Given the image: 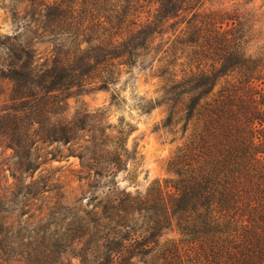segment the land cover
Listing matches in <instances>:
<instances>
[{
  "label": "rangeland",
  "instance_id": "rangeland-1",
  "mask_svg": "<svg viewBox=\"0 0 264 264\" xmlns=\"http://www.w3.org/2000/svg\"><path fill=\"white\" fill-rule=\"evenodd\" d=\"M56 2L0 0V264H96L105 251L104 237L120 232L118 225L136 229L144 222L132 212L121 223L111 206L122 195L144 196L156 185L175 182L173 162L191 133L190 124L185 132L181 122L164 126L172 110L166 92L196 67L189 60L191 48L179 44L183 25H163L130 59L112 61L106 74L99 67L73 78L80 87L52 92L54 104L29 106L25 97L33 91L27 78L12 73L19 62L9 50L19 55V46L25 48L32 67L39 69L72 49L76 31ZM205 8L249 15L261 33L253 51L264 44V0H205ZM92 29L99 37V30ZM125 30L118 41L128 37ZM102 55L94 42L81 45V56L89 62ZM96 77H104L106 86L100 88ZM62 129L69 130L68 143L47 140V133ZM108 213L110 220L104 219ZM74 220L86 233L82 240L51 247ZM94 220L99 227L90 224ZM42 237L51 251L46 259L38 253ZM176 239L172 229L163 232L160 242ZM133 264L144 263L134 258Z\"/></svg>",
  "mask_w": 264,
  "mask_h": 264
},
{
  "label": "trees",
  "instance_id": "trees-1",
  "mask_svg": "<svg viewBox=\"0 0 264 264\" xmlns=\"http://www.w3.org/2000/svg\"><path fill=\"white\" fill-rule=\"evenodd\" d=\"M55 6L61 14L67 10L76 31L72 49L39 69L32 67L25 48L19 46V55L9 50L19 62L12 73L27 78L33 91L25 97L29 106L54 104L52 92L80 87L71 80L99 67L106 74L112 61L130 59L167 23L184 26L179 44L191 48L189 60L196 64L166 92L172 110L164 126L181 122L183 132L191 126L173 162L178 179L156 185L144 196L117 199L110 212L121 223L132 212L144 222L136 229L118 225L120 232L102 237L105 251L96 264H133L134 258L144 264H264V44L253 51V41L261 35L257 21L238 10L208 11L205 0H57ZM93 27L99 37L91 34ZM124 28L128 37L118 41ZM92 42L103 55L89 62L81 56V45ZM96 78L100 88L106 86L104 77ZM68 134L62 129L46 138L68 143ZM106 210L102 206L103 216ZM107 218H112L109 213ZM79 220L50 246L82 240L86 233ZM90 224L99 227L97 220ZM172 229L178 239L161 243L163 232ZM41 240L38 253L46 259L49 243Z\"/></svg>",
  "mask_w": 264,
  "mask_h": 264
}]
</instances>
